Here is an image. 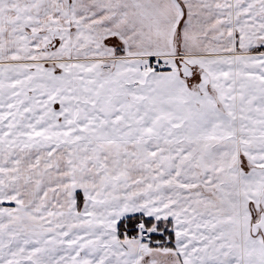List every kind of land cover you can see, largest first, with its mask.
<instances>
[{
    "label": "snow or ice",
    "instance_id": "1",
    "mask_svg": "<svg viewBox=\"0 0 264 264\" xmlns=\"http://www.w3.org/2000/svg\"><path fill=\"white\" fill-rule=\"evenodd\" d=\"M0 264H264V0H0Z\"/></svg>",
    "mask_w": 264,
    "mask_h": 264
}]
</instances>
